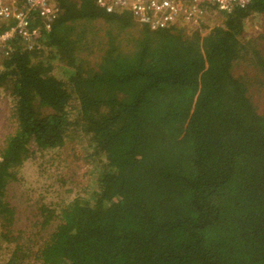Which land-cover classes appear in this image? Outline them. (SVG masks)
<instances>
[{
	"label": "trees",
	"instance_id": "trees-1",
	"mask_svg": "<svg viewBox=\"0 0 264 264\" xmlns=\"http://www.w3.org/2000/svg\"><path fill=\"white\" fill-rule=\"evenodd\" d=\"M58 6L41 39H12L0 59L16 122L0 148V242L15 240L4 197L29 144L57 149L80 132L101 170L89 199L55 215L40 208L39 223L56 226L32 261L17 244L5 264H264V107L231 72L264 0L205 36L149 31L94 0ZM250 47L247 64L264 79V46Z\"/></svg>",
	"mask_w": 264,
	"mask_h": 264
},
{
	"label": "rangeland",
	"instance_id": "rangeland-1",
	"mask_svg": "<svg viewBox=\"0 0 264 264\" xmlns=\"http://www.w3.org/2000/svg\"><path fill=\"white\" fill-rule=\"evenodd\" d=\"M223 22L224 17L213 12L206 16L202 25H187L186 30L195 32L203 27L202 35H205L214 27H223ZM240 42L249 46L246 47L247 52L241 53V59L235 62L231 72L244 81H249V97L257 112H261L264 107V79L259 78L255 68L247 64V60L251 58L250 46L260 49L264 46V20L259 15H251L245 20ZM61 81L66 88L70 87L65 80ZM13 106V98L0 90V148H3L5 139L16 130ZM70 117L72 120L77 117L74 110ZM80 134L79 132L80 137L75 138L68 134L63 146L57 149L39 152L34 144L28 145L29 157L16 170V180L7 186L5 192L4 199L16 210L14 223L9 227L15 240L0 242V264H5L10 259L17 244L22 249L21 252L26 251L27 258L32 261L30 254L56 226L53 220L44 226L39 223L43 219L41 215V220L39 217L40 208H47L55 215L74 198L91 197L101 168L98 161L87 162L90 153L88 139ZM43 214L46 212H42ZM33 234L36 235L34 238Z\"/></svg>",
	"mask_w": 264,
	"mask_h": 264
},
{
	"label": "built area",
	"instance_id": "built-area-1",
	"mask_svg": "<svg viewBox=\"0 0 264 264\" xmlns=\"http://www.w3.org/2000/svg\"><path fill=\"white\" fill-rule=\"evenodd\" d=\"M106 13L127 11L138 26L149 31L181 26H200L207 15H228L247 7L251 0H94ZM58 0H0V59L5 58L9 42L15 38L41 39L58 14ZM34 20H40L37 27ZM202 30V28H200ZM33 49V47H32Z\"/></svg>",
	"mask_w": 264,
	"mask_h": 264
},
{
	"label": "clouds",
	"instance_id": "clouds-1",
	"mask_svg": "<svg viewBox=\"0 0 264 264\" xmlns=\"http://www.w3.org/2000/svg\"><path fill=\"white\" fill-rule=\"evenodd\" d=\"M202 32H203V30H202ZM210 32V31H209ZM208 34V33H207ZM206 35V34H205ZM205 35H203V36H205Z\"/></svg>",
	"mask_w": 264,
	"mask_h": 264
}]
</instances>
